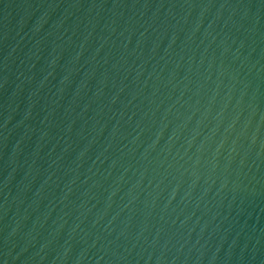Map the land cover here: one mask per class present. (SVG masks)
I'll use <instances>...</instances> for the list:
<instances>
[{"label":"water","instance_id":"water-1","mask_svg":"<svg viewBox=\"0 0 264 264\" xmlns=\"http://www.w3.org/2000/svg\"><path fill=\"white\" fill-rule=\"evenodd\" d=\"M0 264H264V0H0Z\"/></svg>","mask_w":264,"mask_h":264}]
</instances>
